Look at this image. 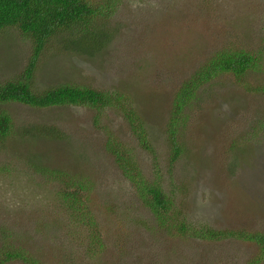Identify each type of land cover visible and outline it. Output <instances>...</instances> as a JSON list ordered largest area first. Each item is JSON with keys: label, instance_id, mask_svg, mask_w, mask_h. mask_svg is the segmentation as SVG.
<instances>
[{"label": "rangeland", "instance_id": "obj_1", "mask_svg": "<svg viewBox=\"0 0 264 264\" xmlns=\"http://www.w3.org/2000/svg\"><path fill=\"white\" fill-rule=\"evenodd\" d=\"M110 18L115 35L99 52L43 54L35 88L71 82L123 97L151 150L117 107L0 105L14 131L0 146V250L21 254L5 264H252L254 244L198 232H264V0H119ZM224 48L259 56L258 66L240 84L223 74L196 92L172 161L175 93ZM31 54L29 38L0 33V81L16 79ZM109 142L172 198L176 220L157 223ZM63 190L82 192L84 203L73 209Z\"/></svg>", "mask_w": 264, "mask_h": 264}, {"label": "trees", "instance_id": "obj_2", "mask_svg": "<svg viewBox=\"0 0 264 264\" xmlns=\"http://www.w3.org/2000/svg\"><path fill=\"white\" fill-rule=\"evenodd\" d=\"M119 0H0V33L13 28L22 36L30 39L32 54L18 77L0 81V105L17 103L32 108L52 106H74L94 108L97 112L108 107L120 108L133 132L138 136V142L145 150H151L150 141L144 130L139 131L140 118L131 108L127 107L125 99L114 96L106 91L78 86L76 83L63 82L51 85L48 89H36V74L39 61L43 54L51 49H62L71 56H80L99 52L112 41L115 35L110 23L113 9ZM86 56V55H83ZM260 57L244 50L224 48L210 56L207 61L191 77L181 84L173 99V109L168 122L167 143L171 149V160L177 159L183 148L178 142L177 131L184 108L193 100L196 92L206 83L223 74H229L236 83L244 82L247 75L258 66ZM262 87H260L261 89ZM251 90H260L249 88ZM248 89V90H249ZM264 91V88L261 89ZM127 102V101H126ZM119 106V107H118ZM43 133L46 132L42 130ZM54 134L53 130L48 129ZM41 134V130L39 132ZM14 134L13 120L6 110H0V146ZM57 135V134H54ZM107 148L114 156L115 162L126 177L135 185L138 197L155 217L160 226L176 220L180 212L174 208L172 198L162 190L160 185L144 180L127 152L119 150L111 142ZM77 191L89 192L90 188L81 184ZM63 190L64 201L73 209V204L84 203L82 192ZM183 233L186 227L179 222L174 224ZM194 232V231H193ZM192 232V235L194 233ZM198 237L210 241H220L227 238H237L252 243L258 249V259L252 264H258L264 259V232H245L240 230H213L206 228L198 232ZM11 248V246L9 245ZM21 254L17 249L0 250V264L17 260ZM30 264L34 261L24 260Z\"/></svg>", "mask_w": 264, "mask_h": 264}]
</instances>
